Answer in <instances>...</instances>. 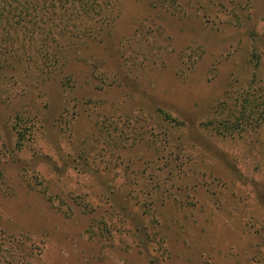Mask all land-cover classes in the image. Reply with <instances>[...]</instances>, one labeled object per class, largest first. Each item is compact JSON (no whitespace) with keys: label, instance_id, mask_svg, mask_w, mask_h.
<instances>
[{"label":"rangeland","instance_id":"rangeland-1","mask_svg":"<svg viewBox=\"0 0 264 264\" xmlns=\"http://www.w3.org/2000/svg\"><path fill=\"white\" fill-rule=\"evenodd\" d=\"M112 1L54 68L0 37V264H264V123L203 127L264 88V0Z\"/></svg>","mask_w":264,"mask_h":264},{"label":"trees","instance_id":"trees-1","mask_svg":"<svg viewBox=\"0 0 264 264\" xmlns=\"http://www.w3.org/2000/svg\"><path fill=\"white\" fill-rule=\"evenodd\" d=\"M112 2V0H0V37L4 38V43L12 45L30 47L31 43L35 44L41 50L39 60L48 64L49 68H54L53 66L59 64V57L53 52L48 54L47 51L61 48L62 44L58 40L69 34V27L73 29L83 27V30L90 31L99 23H104L106 18L103 19V15L109 13L108 4ZM257 92L258 95L255 96L248 93L240 101L234 120L211 121L203 127L226 137L232 136L238 128L246 130L260 126L264 123V88ZM1 250L3 245L0 242Z\"/></svg>","mask_w":264,"mask_h":264}]
</instances>
